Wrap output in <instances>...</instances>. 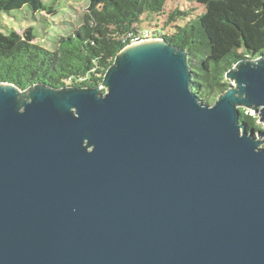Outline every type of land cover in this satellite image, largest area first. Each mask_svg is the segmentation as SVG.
Segmentation results:
<instances>
[{"label": "water", "instance_id": "water-1", "mask_svg": "<svg viewBox=\"0 0 264 264\" xmlns=\"http://www.w3.org/2000/svg\"><path fill=\"white\" fill-rule=\"evenodd\" d=\"M226 78L204 102L162 38L98 87L0 82V264H264V54Z\"/></svg>", "mask_w": 264, "mask_h": 264}, {"label": "trees", "instance_id": "trees-1", "mask_svg": "<svg viewBox=\"0 0 264 264\" xmlns=\"http://www.w3.org/2000/svg\"><path fill=\"white\" fill-rule=\"evenodd\" d=\"M167 1L88 0L82 24L73 34L61 36L55 48L37 43L33 26L23 33L0 29V82L60 88L72 80L77 86L98 87L118 52L129 44L124 36L139 29L145 15H163ZM194 1L204 12L190 18L189 11L174 9L165 25L184 22L162 37L187 50L192 88L211 103L231 85L226 73L240 58L264 54V0ZM26 5L34 12L56 10L43 0H0V11ZM240 120L248 130L261 129L259 116L245 108Z\"/></svg>", "mask_w": 264, "mask_h": 264}, {"label": "rangeland", "instance_id": "rangeland-1", "mask_svg": "<svg viewBox=\"0 0 264 264\" xmlns=\"http://www.w3.org/2000/svg\"><path fill=\"white\" fill-rule=\"evenodd\" d=\"M43 1L48 6H54L56 10L53 13H50L52 10L49 12H34L26 5L22 9L11 12L0 11V29L4 32L14 29L19 33H23L28 27L33 26L37 35L35 41L48 48H55L57 40L61 36L73 34L82 24L83 16L87 11L88 0ZM176 8L189 11L190 18L196 17L205 10L202 4L194 0H168L163 15H145L139 26L141 28L156 27L164 29L163 32L166 34H172L176 29V25L184 22L179 19L168 26L165 25L169 13ZM67 84L74 85L72 80H69ZM215 100H211V103H214ZM249 111L255 114L253 110L249 109ZM258 124L261 129L264 128V124L260 122V119ZM261 146L264 147V143Z\"/></svg>", "mask_w": 264, "mask_h": 264}, {"label": "built area", "instance_id": "built-area-1", "mask_svg": "<svg viewBox=\"0 0 264 264\" xmlns=\"http://www.w3.org/2000/svg\"><path fill=\"white\" fill-rule=\"evenodd\" d=\"M163 30L159 28L146 27L139 28L136 31L129 32L126 36H124L123 40L128 41L130 43H136L144 40L151 39H162Z\"/></svg>", "mask_w": 264, "mask_h": 264}]
</instances>
